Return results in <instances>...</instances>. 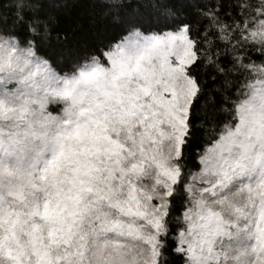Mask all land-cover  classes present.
Returning a JSON list of instances; mask_svg holds the SVG:
<instances>
[{"label": "snow or ice", "instance_id": "1", "mask_svg": "<svg viewBox=\"0 0 264 264\" xmlns=\"http://www.w3.org/2000/svg\"><path fill=\"white\" fill-rule=\"evenodd\" d=\"M0 264H264V0H0Z\"/></svg>", "mask_w": 264, "mask_h": 264}, {"label": "trees", "instance_id": "2", "mask_svg": "<svg viewBox=\"0 0 264 264\" xmlns=\"http://www.w3.org/2000/svg\"><path fill=\"white\" fill-rule=\"evenodd\" d=\"M102 11V9L91 10L81 4H77L76 7L69 10L67 15L62 16V27L66 28L68 31H72L74 28L76 29V34L72 38V41H70V49L71 45L75 43L76 40L85 38L93 27L90 23L91 16L96 17V26L107 24L109 22L108 18L101 19ZM77 25H80V27L77 28ZM66 55H71V50H69Z\"/></svg>", "mask_w": 264, "mask_h": 264}, {"label": "clouds", "instance_id": "3", "mask_svg": "<svg viewBox=\"0 0 264 264\" xmlns=\"http://www.w3.org/2000/svg\"><path fill=\"white\" fill-rule=\"evenodd\" d=\"M56 107V102L55 101H49V105H48V110H50L51 108Z\"/></svg>", "mask_w": 264, "mask_h": 264}]
</instances>
